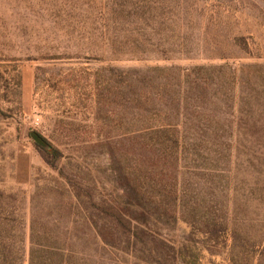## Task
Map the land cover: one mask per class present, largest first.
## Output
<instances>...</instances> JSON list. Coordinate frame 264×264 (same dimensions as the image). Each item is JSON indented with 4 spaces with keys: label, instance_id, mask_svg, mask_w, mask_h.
Wrapping results in <instances>:
<instances>
[{
    "label": "rangeland",
    "instance_id": "1",
    "mask_svg": "<svg viewBox=\"0 0 264 264\" xmlns=\"http://www.w3.org/2000/svg\"><path fill=\"white\" fill-rule=\"evenodd\" d=\"M198 67L222 69L232 120L264 126V0H0V264H29L34 204L90 264H183L190 231L164 216L177 207L233 231L202 264H264V152L194 153L154 132V96L179 76L154 70ZM128 181L165 199L147 224L130 221Z\"/></svg>",
    "mask_w": 264,
    "mask_h": 264
},
{
    "label": "trees",
    "instance_id": "2",
    "mask_svg": "<svg viewBox=\"0 0 264 264\" xmlns=\"http://www.w3.org/2000/svg\"><path fill=\"white\" fill-rule=\"evenodd\" d=\"M154 71L164 72L167 75H179L174 76L177 84L170 81V76H166L165 83H160L159 93L154 96L158 117L167 121H164V125L155 127L154 132L157 136H170L175 132L177 133L176 146L182 147V144L187 146L188 143V150L191 149L194 153L206 152L212 147V151L216 149L217 152L233 150L234 155L238 156L250 154L258 156V152H264V139L252 137L255 133H264V126L252 124L243 118L239 121L232 120L233 113H235L234 98L230 95L232 90L228 83L217 76L222 72V69L198 67L193 70L174 71L172 68L155 69ZM194 71L198 72L194 73ZM202 73H205V76ZM232 75L231 84H234L237 79L234 74ZM228 110L229 117L221 121L220 116ZM212 117L215 120H210ZM191 133L193 137H191ZM228 136L232 137L233 146L226 143L225 140L228 139ZM188 140L193 143L190 144ZM36 147L42 149L38 145ZM60 158L61 153L55 150L54 159ZM239 166L241 164L238 162L236 169ZM52 167L57 168L53 164ZM235 180L234 178V183ZM126 192L128 195L127 211L132 214L131 220L129 219L132 222L149 223L153 211L150 208L146 210V204L151 203L153 208L158 211L159 208L164 210L161 206L164 198L148 196L143 187L138 185V181L136 183L134 181L133 184L128 181ZM179 208L177 207V209ZM177 209L175 211L166 210L164 216L177 224L185 225L190 231L191 239L189 238L186 245H182L179 253L183 264H202L205 259L202 246L204 243L225 248L229 241L233 242L234 234L228 221L217 225L214 223L211 226L209 224L203 226L200 223L201 216L193 213L195 221L185 222L179 217ZM194 210L197 211L196 208ZM31 215L29 264H90V257L84 252L85 248L78 244V239L72 232L68 230L67 234L57 232L59 227L56 221L51 226L49 223H43L35 204L32 207ZM73 224L74 222L71 226ZM151 252H153L152 249H150V254ZM152 258L156 264H160L158 259Z\"/></svg>",
    "mask_w": 264,
    "mask_h": 264
},
{
    "label": "water",
    "instance_id": "3",
    "mask_svg": "<svg viewBox=\"0 0 264 264\" xmlns=\"http://www.w3.org/2000/svg\"><path fill=\"white\" fill-rule=\"evenodd\" d=\"M32 140L35 142L36 145H38L39 147L43 148V149H49L50 145L48 144V142L37 132H32L30 134Z\"/></svg>",
    "mask_w": 264,
    "mask_h": 264
}]
</instances>
